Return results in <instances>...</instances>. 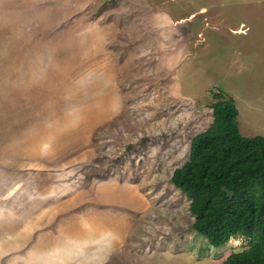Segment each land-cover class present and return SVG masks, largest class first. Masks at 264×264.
<instances>
[{
    "label": "rangeland",
    "instance_id": "1",
    "mask_svg": "<svg viewBox=\"0 0 264 264\" xmlns=\"http://www.w3.org/2000/svg\"><path fill=\"white\" fill-rule=\"evenodd\" d=\"M234 98L264 136V0H0V264H220L172 182Z\"/></svg>",
    "mask_w": 264,
    "mask_h": 264
},
{
    "label": "trees",
    "instance_id": "2",
    "mask_svg": "<svg viewBox=\"0 0 264 264\" xmlns=\"http://www.w3.org/2000/svg\"><path fill=\"white\" fill-rule=\"evenodd\" d=\"M213 122L196 134L172 182L190 200L193 228L215 247L249 239L220 264H264V136H244L234 98L216 91Z\"/></svg>",
    "mask_w": 264,
    "mask_h": 264
},
{
    "label": "crops",
    "instance_id": "3",
    "mask_svg": "<svg viewBox=\"0 0 264 264\" xmlns=\"http://www.w3.org/2000/svg\"><path fill=\"white\" fill-rule=\"evenodd\" d=\"M238 122H240V121H238ZM239 128H240V131L242 132V130H243V125H242L241 123H239Z\"/></svg>",
    "mask_w": 264,
    "mask_h": 264
}]
</instances>
